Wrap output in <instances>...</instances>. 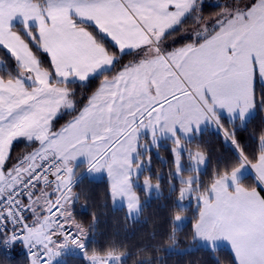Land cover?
Here are the masks:
<instances>
[{"label": "snow or ice", "instance_id": "snow-or-ice-1", "mask_svg": "<svg viewBox=\"0 0 264 264\" xmlns=\"http://www.w3.org/2000/svg\"><path fill=\"white\" fill-rule=\"evenodd\" d=\"M189 21V42L169 45ZM0 53V244H23L28 264H127L95 239V213L77 218L76 188L106 175L107 200L138 219L141 191L162 194L152 151L167 141L175 200L152 250L264 264V124L240 135L264 118V0H0ZM209 128L231 155L205 182ZM19 142L31 150L14 156Z\"/></svg>", "mask_w": 264, "mask_h": 264}, {"label": "trees", "instance_id": "trees-1", "mask_svg": "<svg viewBox=\"0 0 264 264\" xmlns=\"http://www.w3.org/2000/svg\"><path fill=\"white\" fill-rule=\"evenodd\" d=\"M225 1L226 0H221V3H225ZM206 3L214 4V0H208ZM216 11H218V9L215 7L209 8L205 15L207 16L209 13H214ZM192 27L193 22L189 21L184 25V29L174 36ZM95 86L96 85L93 84L91 88L81 89L80 96L82 98L87 97ZM70 117L69 115L59 119L57 125H62L69 120ZM262 124H264V118L258 117L250 126L248 132H242L240 134L244 138L245 143L250 142V131L259 129ZM201 142L205 146L208 155L207 173L202 174V180L207 182L212 171L218 167L222 161L227 160L231 152L229 147L221 141L213 129H207L205 131L201 136ZM21 147H24L23 150L26 149V151L29 149L26 145L17 144L15 148H13L14 156H18ZM160 153L162 157L166 158L167 164H165L154 152L152 153V167L154 169L152 171L154 174L151 175L154 181L157 172L163 173L165 176L171 166L170 146L161 148ZM160 184L163 189L162 195L153 197L146 202L145 211L139 220H128L125 219L126 214L122 208H114L111 202L107 200V180L95 181L84 176L82 182L77 185L76 191L85 193L87 199H81L80 203L75 205L77 218L87 222L91 220L92 213H95L98 221L95 239L100 244H105L111 239H115L121 243L124 246V250L128 253L127 264H143L146 258L155 260L157 257L162 258V264H216L217 258L222 264H230L231 251L228 248H224L215 255L207 251H202L193 252L187 256H174L164 251L157 253L152 250V245L159 241L161 235L168 226L170 209L175 200L174 196H169V190L167 189L168 183L164 184V182L160 180ZM194 209L195 203L192 204L188 212L189 216L193 214ZM141 248H147V252L140 253ZM28 261L29 257L23 246H14L11 254H9L0 244V264H28ZM81 261L82 258L79 256L69 258V264H81Z\"/></svg>", "mask_w": 264, "mask_h": 264}, {"label": "rangeland", "instance_id": "rangeland-1", "mask_svg": "<svg viewBox=\"0 0 264 264\" xmlns=\"http://www.w3.org/2000/svg\"><path fill=\"white\" fill-rule=\"evenodd\" d=\"M208 1V0H207ZM225 2H231V3H236V4H239V5H243V3H245L246 2V0H226ZM215 3H221V0H214V4ZM191 30V28H188V29H185L181 34H179V35H176V36H174V37H171L169 40H168V44L169 45H171L172 47H180V46H182L184 43H187V42H189V41H187V40H185V39H182V37L184 36V35H186L189 31ZM132 57H128V59H131ZM125 62H127V61H125ZM82 98V97H81ZM67 116H69V115H65V116H63V118H65V117H67ZM70 119H71V117H70ZM60 125H57V127H59ZM209 129H211V128H209ZM19 143H21L22 144V142H19ZM18 144V143H17ZM167 146H170V142H167V141H161V143H160V147H159V149L157 150V149H153V151H152V153L154 152L156 155H158L162 160H163V162L164 161H166V158H164V157H162V155H161V153H160V150H161V148H165V147H167ZM24 149V147H21L20 148V153H18V154H24V152H25V150H23ZM30 150H31V148H30ZM29 150V151H30ZM208 163V162H207ZM206 167H207V165H206ZM83 168H84V166L82 165L81 166V172L83 173ZM152 170H154L153 169V167H151V173L150 174H154L153 173V171ZM160 174V176H161V182H164V184H166V183H168V177H167V175H163V173H159ZM156 175V174H155ZM84 176H87V175H84ZM88 177V176H87ZM89 178V177H88ZM202 178V177H201ZM89 179H92V180H95V181H100V180H107V177H106V175H102V174H97V175H95L93 178H89ZM155 182V181H154ZM167 189L169 190V185H168V187H167ZM161 193H163V189H162V186H161ZM141 197H142V199H146V201H148V200H150L151 198H153V197H157V195L155 194V193H153L152 194V196L150 197V198H146L145 196H144V193L141 191ZM162 195V194H161ZM160 196V195H159ZM185 203H188V201H185ZM114 208H120V207H114ZM141 217H139L138 219H136V220H139Z\"/></svg>", "mask_w": 264, "mask_h": 264}, {"label": "built area", "instance_id": "built-area-1", "mask_svg": "<svg viewBox=\"0 0 264 264\" xmlns=\"http://www.w3.org/2000/svg\"><path fill=\"white\" fill-rule=\"evenodd\" d=\"M16 245H22V244H21V243H16L14 246H16ZM14 246H11V247H5L4 245H2L3 249H4L6 252H8L9 254H11L12 249H13ZM27 255H28V252H27Z\"/></svg>", "mask_w": 264, "mask_h": 264}, {"label": "crops", "instance_id": "crops-1", "mask_svg": "<svg viewBox=\"0 0 264 264\" xmlns=\"http://www.w3.org/2000/svg\"><path fill=\"white\" fill-rule=\"evenodd\" d=\"M205 2H207V0H205ZM18 144H21V143H18ZM22 144H23V145H26V146L29 147V149H28L27 151H26V149H25V152H24V153L28 152V151L30 150L31 147H30L29 145L25 144L24 142H22ZM16 145H17V143L14 144V148H15ZM18 155H22V154H18ZM228 249H229V248H228ZM229 250H230V249H229Z\"/></svg>", "mask_w": 264, "mask_h": 264}]
</instances>
